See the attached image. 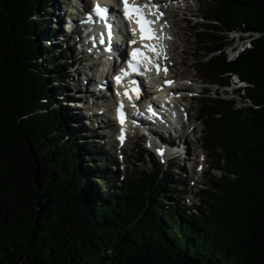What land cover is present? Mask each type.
<instances>
[{"label": "trees", "instance_id": "16d2710c", "mask_svg": "<svg viewBox=\"0 0 264 264\" xmlns=\"http://www.w3.org/2000/svg\"><path fill=\"white\" fill-rule=\"evenodd\" d=\"M51 1L0 0V264H264V0H212L209 24L195 29L208 37L199 71L244 87L239 108L200 101L201 143L224 174L193 208L176 196L160 205L174 188L160 163L103 178L114 158L96 159L73 134L84 127H68L57 98L69 100L72 61L45 39ZM234 30L256 37L227 61L212 38ZM86 177H102L105 190Z\"/></svg>", "mask_w": 264, "mask_h": 264}, {"label": "rangeland", "instance_id": "374dc122", "mask_svg": "<svg viewBox=\"0 0 264 264\" xmlns=\"http://www.w3.org/2000/svg\"><path fill=\"white\" fill-rule=\"evenodd\" d=\"M211 1L212 0H179L177 4H175L174 0L173 2L171 1L172 3L164 0L165 6H167V16H169L167 18V24L169 26L172 25L170 31H173L168 43L170 46H174V48H171L172 54L169 55L171 60L167 59V64H170L172 67L171 76H180V80L189 83L191 87L195 89V91H191L193 97L187 98L185 102L186 107H188V115L192 120H190L189 124L187 123V126L182 131V137H187L188 143L186 147L189 148V155L186 160H177L178 164L175 165V170L172 169L171 171L169 168L167 169L168 164L172 167L171 162L168 161V157L161 154L156 155L155 151L149 149L147 139H140L139 134L130 138L121 151H118L120 147H116L115 143L117 135L114 137L111 136V130L114 127L112 126V121L107 123L109 125L99 124L98 128H94V125L92 126L89 124L95 129L94 130L90 126L84 124L85 122L88 124L87 121L83 122L77 118L78 114L81 116L82 113H85L83 110L79 109L81 105H84L83 101L81 102L75 99L72 101L73 103H65V100L61 97L57 98L58 100L62 99V105L69 108L68 111L64 112L65 116L70 119L68 127L76 129L84 127L83 130L73 131L75 137H83L80 143L85 142L87 143L86 146L90 144L98 149L96 159H99L101 154L110 156L112 159L114 158L115 164H112L110 167L112 170L111 175H106L103 178H108V180L111 181V179H120L122 176L139 175V172L149 168L151 169L154 163H160L161 167L164 169L166 168L167 179L174 188L172 192H166L164 197L160 199V205L163 208L169 206L175 196L178 197V199H182L187 207L193 208L194 205L197 206V195L209 191L212 187V183L221 179L222 174H224L222 170L215 169L217 166V158L214 155L210 156V153L204 151L201 143L205 137L203 126L197 122L201 99L219 97L234 101V103L237 104L236 108L243 106V93H237V90H241L244 86L242 85V87H239L236 84V82H238L236 77L230 78L226 85L213 83L207 75L199 71L200 68L196 63V60H199L206 53L207 43H200V41H206L208 37L205 35L199 36L195 29L204 31L203 28L205 25L209 24L204 19L208 16ZM89 2L90 0H85V3L81 1V4L86 7L85 4L87 3V8H90ZM52 3L59 4L63 25H60L56 21L50 22V15L48 14L49 22L47 28L54 31V33L45 39L48 43L55 44L59 48H65L64 46H66L68 49L70 60H72L74 64L70 69L69 80L65 82L64 88L72 93L70 90L74 91L77 87L83 86L85 81L83 79H89L91 83L93 81V75L91 72H88L85 65H83L85 55L80 53L79 48L74 44V41L78 40V36L75 34V36H72L68 40L63 39L66 38L64 36L63 38L60 37V35H63L62 30L65 29V23L71 22L72 18H77V14L73 13V6L78 8L79 5L75 0H52L51 5ZM69 4L70 6H68ZM175 6H178L179 9H176ZM243 36L245 39L250 38V35L247 34ZM215 37L217 38L212 39L218 40V44L224 46L223 53L227 61L236 59L240 53L249 48L247 40L241 41L240 39L242 36L239 35L236 30L217 34ZM63 41H66V45L63 44ZM41 44L43 45V43ZM76 76H79L80 80L75 79ZM53 85H55V83H53ZM95 101L100 100L97 99ZM76 104L80 106L74 107ZM101 105L102 101L100 103V106ZM101 113L104 114L102 111ZM96 119L98 120L99 118L97 117ZM191 129H194L193 134H189ZM96 136H103V141L98 143L95 139ZM156 136L159 140L162 139L161 137H163L165 141L168 139L166 135L165 137L160 135ZM86 163L87 162L83 159L80 163L82 168L89 165ZM171 172L172 176L170 177ZM177 176H179V179H177ZM86 178L90 185L96 187L99 195L105 190L103 188L105 180H102V177H98L96 180L90 177ZM230 178H232V176H230ZM173 180H176L177 183H174ZM99 184L102 186L100 187ZM91 191L92 193L95 192L93 189H91ZM167 197L169 199H167Z\"/></svg>", "mask_w": 264, "mask_h": 264}, {"label": "bare ground", "instance_id": "6f19581e", "mask_svg": "<svg viewBox=\"0 0 264 264\" xmlns=\"http://www.w3.org/2000/svg\"><path fill=\"white\" fill-rule=\"evenodd\" d=\"M116 1H119L120 2V0H116ZM129 1H131V3L136 4L140 8H146V5H145L144 0H129ZM166 1L167 2H170V3L173 2V0H166ZM178 1L179 0H174V3L177 4ZM82 2L85 3V0H82ZM98 2L101 3V4H105V0H98ZM153 5H158L160 9H164V7H165L164 0H153ZM48 8H49L50 22L56 21L60 25H63V22H62L63 19H62L61 15H60L61 8L59 7V4L57 5L56 3H52V5H51V3H50L49 6H48ZM86 8L87 7L83 6V9L84 10ZM151 10L152 9H150L149 11H151ZM80 16H78V18L76 19V21L74 20V21H71L69 23H65V29L62 30L63 35L62 36L60 35L61 38H63V36H64L67 39L66 38H63V39L68 40L72 36H75V33L77 32L76 30H77V28H78V26L80 24L78 22V20H80V18H81ZM167 26H168V29H165L164 30V32H163V40L161 41V45L163 46L162 53L166 52V50H169V49L171 51V48L172 49L174 48V46H170L168 43H167V46H166V43H165L166 39L167 38H170L172 36V32H173V31L172 32L170 31L171 28H172V25L169 26L167 24ZM66 27H68V28L66 29ZM71 30L72 31L75 30V31L72 33ZM117 34H120V33L117 32ZM80 43H81V47L83 48V46H85V44L83 43V41H81ZM169 60H171V58ZM93 67L96 70V72H95L96 76L93 79L92 83L90 82L89 79H83V80L86 81V83H83V86H81V87L79 86V87H77L76 90L73 91V93H74L75 96H80L81 93H84V91H86V92L91 91V89L96 84L94 81H98L100 83L99 85L101 86V88L103 90H106L107 89V86H104L102 84V82L104 80H106L107 77L99 74V71H100L99 68H97L95 66H93ZM169 68H170L169 65L164 63V67H163L164 72H163V75L167 77L165 81H170L171 80V78L168 77V75H169ZM178 77H180V76H178ZM75 79L80 80V77L79 76H76ZM109 79H111V78L109 77ZM99 85H97V86H99ZM116 87L117 86L114 85V89ZM97 90L99 91V89H97ZM105 92H107V91H105ZM101 93L102 92L99 91L98 93H94L93 95H96L97 96L96 99H98V98H100ZM105 96H106V94H105ZM105 96L103 94L101 97H105ZM62 99L61 100H58L59 102H61V104H62ZM75 99L76 100L78 99L81 102L82 101H85V98H83V97H75ZM99 102L101 103V101H96L95 105H91V106L90 105H87V107L85 106V104L84 105H81V107H79V109L83 110L85 113L84 114L82 113L81 116H80V114H78L77 115V118L80 121H83V122L87 121L88 124H86V122L84 123L87 126H90V125L93 126L94 125V128H98L99 124L100 125H109L107 123H109L110 121H112L111 118H110V115H111L112 111L115 112L116 111V108H117V105L118 104H122V102L120 100L110 99L109 101H102V105L101 106H100V103ZM104 102H105V104H103ZM70 103H73V102L70 101ZM124 103L127 104L126 102H124ZM78 106H80V105H77V104L74 105V107H78ZM65 108H66L65 110L68 111V108L67 107H65ZM104 108H105V111H103ZM97 110L99 111V113H100V111H103L104 114H102V115L95 114V111H97ZM183 110L186 111V108L184 107ZM90 111H92L94 113H91ZM92 115H94V116H92ZM97 117L99 118L98 120L96 119ZM190 120H192V119H190V117H189L188 118V122H187L188 124L190 123ZM179 125H180V123H179ZM112 126H114L113 127V134L115 135L116 134V127L114 125V122H113V125ZM94 128H92V129H94ZM177 129H181V128H178V125L175 122L174 126L172 125V128H159V130H156L158 132L159 131H163L161 133V135L159 133H157V132H154V133L151 132V137H152L151 140L154 143L157 144V149L160 150V152L162 153V155H166L167 157H172V159H173V166L174 165H177L179 160H182L183 161V160L188 159L187 156L189 155L188 154L189 153L188 152L189 151V148L186 147V144L188 143L187 137H184V136L182 137L183 133H180L179 132L180 130L178 131ZM122 132H123V134H126L127 135L126 140H129V136L131 135V132L128 130V123H125V124H123L120 127V133L118 135V138L120 137V135H121ZM193 132H194V129H191L190 132H189V134H193ZM156 135H160V136H164V137L166 135V136H168V139L165 141L163 139V137H161L162 139L159 140L158 138H156L157 137ZM141 138L142 137H140V139ZM95 139L99 143V142L103 141L104 138H103V136H97ZM164 143H166V144H164ZM175 158L178 159L177 162H175Z\"/></svg>", "mask_w": 264, "mask_h": 264}, {"label": "snow or ice", "instance_id": "6c2138e0", "mask_svg": "<svg viewBox=\"0 0 264 264\" xmlns=\"http://www.w3.org/2000/svg\"><path fill=\"white\" fill-rule=\"evenodd\" d=\"M120 3L123 5L124 17L126 19H128L130 22L135 18V22L137 23V25L141 26V32L144 31L143 25L152 23L151 21H148L147 19L144 18V14H143L141 8H139V7L135 6V5L130 6L129 5V0H120ZM152 7L155 8L157 12L159 11V6L158 5H153ZM93 13L99 19L105 21V28L107 30V34H108V38H109V42H110L111 41V28H112V25L108 24L106 22L107 21L108 10L106 8H102L100 5H96L94 7V9H93ZM160 15H162V13ZM102 42H103V37H102ZM132 43H134V41ZM152 51H155V49H152ZM132 55H133V57H135L136 52L134 51ZM133 70H135V68H133ZM157 70H159V69L157 68ZM116 79L119 82L120 77H117ZM125 95H128V93L126 92ZM117 118L120 121L121 125H123V119L121 117V109L119 107L117 109ZM120 139L121 140L123 139V132L121 133ZM157 151H158V154H162L160 152V150H157Z\"/></svg>", "mask_w": 264, "mask_h": 264}, {"label": "built area", "instance_id": "2783aa9c", "mask_svg": "<svg viewBox=\"0 0 264 264\" xmlns=\"http://www.w3.org/2000/svg\"><path fill=\"white\" fill-rule=\"evenodd\" d=\"M248 35V34H247ZM244 37V36H243ZM249 37V36H248ZM256 36H254V37H252V36H250V38H248V39H245V37H244V40L243 41H246L247 40V44H248V47H250L251 46V41H252V39L253 38H255Z\"/></svg>", "mask_w": 264, "mask_h": 264}]
</instances>
